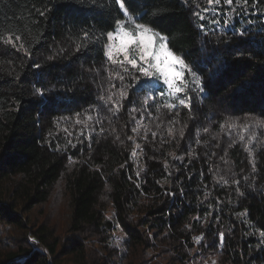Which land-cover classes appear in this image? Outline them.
Segmentation results:
<instances>
[{
  "label": "trees",
  "instance_id": "1",
  "mask_svg": "<svg viewBox=\"0 0 264 264\" xmlns=\"http://www.w3.org/2000/svg\"><path fill=\"white\" fill-rule=\"evenodd\" d=\"M47 2L0 0V28L19 31L31 52L0 44V264H193L197 252L196 264H264V129L253 146V173L246 141L239 140L238 128L227 126L242 125L247 117L264 119V0L255 6L252 0H233L231 6L223 0L213 6L207 0H165L169 15L161 23L174 29L177 46L190 53L188 60L211 81L214 95L196 96L191 112L177 109L179 117L162 109L154 119L153 105L144 120L143 92L112 116L99 100L107 88L102 50L76 52V37L62 26L65 18L78 24L103 20L100 12L89 10L90 0H51V18L37 16L38 25H32L28 9ZM37 87L44 96L34 94ZM133 105L138 111L130 114ZM96 107L105 129L99 136L93 132L99 131ZM132 116L143 149L136 156L128 140L137 126ZM173 118L179 120L175 140L167 133ZM145 126L158 132L155 140L150 132L146 142L140 139ZM161 136L171 142L161 145ZM220 175L228 184L217 182ZM237 179L244 195L237 192ZM56 188L65 198L63 215L40 218ZM201 233L197 245L193 237ZM115 236L120 248L111 243Z\"/></svg>",
  "mask_w": 264,
  "mask_h": 264
},
{
  "label": "snow or ice",
  "instance_id": "2",
  "mask_svg": "<svg viewBox=\"0 0 264 264\" xmlns=\"http://www.w3.org/2000/svg\"><path fill=\"white\" fill-rule=\"evenodd\" d=\"M180 2L187 5L190 0H180ZM192 2L195 3L196 0H192ZM223 2L229 6L233 4V0H223ZM41 3H43V0H41ZM220 3L221 0H207L209 6ZM237 3H241V0H237ZM242 3L248 4L249 0H242ZM252 3L255 6L260 3V0H252ZM88 7L90 11L98 10L104 19L95 20V18H92L93 23L91 24H85L83 21L78 24L75 20L65 18L62 21V26L68 27L69 34L76 37L74 40L76 52L92 51L97 46L102 50L107 62V67H105L107 88L102 90L99 100L103 102L113 117L117 116L125 107V101L132 102L131 97L139 92L145 93V106L139 111V120H144L145 114L148 116L152 115L150 109L153 105L158 114L154 119L160 118L162 109H166L169 113L175 111L176 117H179L180 113L177 109L183 107L191 112L194 108L196 96L206 99L214 95L211 81L209 80L206 83L199 71V65L193 64L188 60L190 53L177 46L174 29L161 23L169 15L167 11L169 4L165 3V0H90ZM53 8L54 5L51 4V0H48L43 7H37L33 3L31 8L28 9L27 18L31 20L32 25H38L39 21L36 17L51 18L50 14ZM208 10L203 9V12ZM193 15L197 16L201 21L205 19L202 12H194ZM6 19L10 21L12 19L19 20L20 18L7 17ZM77 27H79L78 33L75 31ZM198 27L201 32L207 34L203 24ZM237 34L240 36L245 35L243 32ZM0 44L11 46L17 51L24 50L26 55H31L29 47L25 44L24 37L19 31L14 32L11 29L0 28ZM238 55H243V53L240 52ZM54 58L53 56L49 57V59ZM36 67H39V65H36ZM105 92L106 95L104 94ZM34 94L44 96L45 90L42 87H37ZM157 97H159V100H157ZM149 98L152 100L151 104L147 103ZM95 110L97 115L94 118V122L99 125V131L96 132L93 129V132L99 136L105 132V129L102 124V117L99 115V108L96 107ZM137 111L138 109L133 105L130 109V114ZM76 115V123L80 124L82 122L79 119L80 114L77 113ZM87 119L93 120V117L88 116ZM132 120L137 121V117L132 116ZM249 120L252 122L250 123ZM109 123H111V119ZM168 123L170 125L167 129L168 136L175 140L174 132L176 129L173 125L178 124L179 120L173 118ZM225 123L220 124L221 129L225 127ZM227 126L228 128L239 129L241 133L239 140L241 142L246 141L245 151L250 157L249 163L252 165V172L255 173L257 165L253 146L254 143H259L258 130L264 129V119L247 117L242 125H238L233 121L227 123ZM160 127L161 124L157 123V130ZM187 127L188 125L185 124L178 130L180 137V140H176L178 146L180 141L185 138V129ZM116 131L115 128H112L113 133ZM132 132L134 135L129 136L128 140H131L134 145L131 155L136 156L138 154L137 150L143 151L141 143L137 142L136 139L140 135L139 121H137V126L132 128ZM149 132L152 139L155 140L158 132L152 131L148 126H145L144 136L140 137V139L146 142ZM203 132L208 133L209 128L205 127ZM80 135L83 136V133L81 132ZM197 135L199 136V129L197 130ZM92 138L93 136L90 132L87 137L89 147H91ZM116 139H120L119 135L116 136ZM170 142V140H165L161 136V145ZM196 143L200 144L201 141L197 139ZM204 143L206 144L207 141ZM235 143L236 141L233 140L229 144V148ZM72 146L75 147L76 145L73 144ZM187 155L191 156L193 153L189 151ZM173 159L182 161L184 156L173 154ZM124 166L121 165L120 167L123 168ZM167 167L168 162L165 161V168ZM140 171H143V169H140ZM139 175L140 173L137 172V177ZM232 175L234 176L235 173H232ZM244 179L247 180L248 177H244ZM217 182L228 184L229 181L225 175H220L217 177ZM233 182L237 185L238 194L244 195V193L239 191L240 181L237 179ZM246 213L247 210L245 211ZM219 236L221 242H223L224 233H219ZM261 237L260 244L264 245V231L261 232ZM193 239L199 245L204 239V233L193 237ZM198 256H200L199 252L192 255L193 264H196ZM205 264H208V262L205 261ZM211 264H216V261L212 260Z\"/></svg>",
  "mask_w": 264,
  "mask_h": 264
},
{
  "label": "rangeland",
  "instance_id": "3",
  "mask_svg": "<svg viewBox=\"0 0 264 264\" xmlns=\"http://www.w3.org/2000/svg\"><path fill=\"white\" fill-rule=\"evenodd\" d=\"M65 205V198L63 197V193L61 192V190H59V188H56V190L51 195L48 203L40 208L39 212L42 214L38 215L40 216V218H46L48 221H54L57 215H63V212L61 210L64 209ZM111 243L114 246H118L120 248V243L122 242L118 236H115Z\"/></svg>",
  "mask_w": 264,
  "mask_h": 264
}]
</instances>
